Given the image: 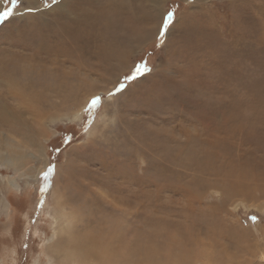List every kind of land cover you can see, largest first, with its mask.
<instances>
[{
	"label": "rangeland",
	"instance_id": "rangeland-1",
	"mask_svg": "<svg viewBox=\"0 0 264 264\" xmlns=\"http://www.w3.org/2000/svg\"><path fill=\"white\" fill-rule=\"evenodd\" d=\"M64 1L22 0L0 21L1 72L29 66L18 81L49 76L21 59L52 47L42 108L10 100L44 157L21 135L20 164L0 156V264H85L66 249L96 236L108 264H264V0ZM12 7L0 0V11ZM85 7L92 27L74 14ZM63 9L66 40L52 30ZM61 129L71 140L58 141Z\"/></svg>",
	"mask_w": 264,
	"mask_h": 264
},
{
	"label": "bare ground",
	"instance_id": "bare-ground-1",
	"mask_svg": "<svg viewBox=\"0 0 264 264\" xmlns=\"http://www.w3.org/2000/svg\"><path fill=\"white\" fill-rule=\"evenodd\" d=\"M26 1H31L33 2L34 0H26ZM67 2V0H66ZM87 2H90L89 0H87ZM2 5V4H1ZM63 6L65 5V1L63 0V2H61L60 4H58V6ZM104 9V8H103ZM146 11V10H145ZM148 11V10H147ZM44 12V11H43ZM42 12V13H43ZM61 12V16H60V21H56V27L52 28L53 32L57 35L60 36V34L62 35V37L64 38V40H66L65 35H66V30H68V26L71 22V20H69L65 15L70 14L71 12L65 9L60 10ZM59 12V13H60ZM113 13V12H112ZM35 14L37 15V18H39L42 22L46 23L48 20L45 19V17L43 15H41L40 12H36ZM75 16L79 17V22H83L86 23L87 26L92 27V23L93 20H95L94 16H96V14H92L86 11V7L81 8L77 13H74ZM98 14V13H97ZM99 15V14H98ZM106 15V14H105ZM144 15V14H143ZM34 16V15H33ZM108 16V15H107ZM36 17V16H35ZM34 17V18H35ZM99 17V16H98ZM142 17V16H141ZM113 19V18H112ZM146 19V18H145ZM44 20V21H43ZM140 20V19H139ZM142 20V18H141ZM76 21V20H75ZM117 21V20H116ZM72 23V22H71ZM103 23V22H102ZM94 24V23H93ZM112 24V20H105L104 24H102L100 26V32L102 31L105 34H108V32L111 30V25ZM47 25V24H46ZM53 25V24H52ZM50 24L48 25V27L50 28ZM54 26V25H53ZM94 29V28H93ZM96 30V29H95ZM131 31V30H130ZM117 31H114L113 33L116 34ZM111 33V32H110ZM129 33V32H128ZM112 36V35H111ZM114 36V35H113ZM106 37V36H105ZM123 42V41H122ZM111 43V42H109ZM124 44V43H123ZM77 47V45H75ZM73 46L70 51L71 53H74V47ZM29 47V46H28ZM118 46H116L117 48ZM25 48V47H23ZM52 47L51 46H47V45H40L37 46L36 51L34 53L31 54L30 57H23L21 59V61L27 62L28 65L31 66V69H33V71L35 72V74L37 73V71H42L45 74H48L50 76V54L52 53ZM110 51H112L111 53L113 55H115L116 57L119 56V52L120 50L116 49V51L114 50V47L112 49H110ZM60 55H62L64 58L66 57L65 51L62 50ZM70 55V53H69ZM109 55V54H108ZM71 56V55H70ZM91 56V55H90ZM114 56V57H115ZM93 57V56H92ZM111 57V58H114ZM7 58V56H6ZM58 59H63L62 57L56 58L55 60ZM82 60V59H81ZM54 62V60H53ZM60 62V61H59ZM74 62V61H73ZM22 64V63H21ZM20 64V65H21ZM62 65L65 63H61ZM80 64V63H77ZM19 65V64H18ZM75 65V64H74ZM66 66V65H65ZM76 66V65H75ZM29 67V66H28ZM26 67V68H28ZM20 68V67H19ZM19 68H17V66H12L11 68L8 69L7 72L0 70V78H5V87L7 88L4 91H0V108L2 109L3 112H5L7 114V116H3L4 118L1 117V112H0V121H4L6 125L2 124V127L5 129V127H7V131L6 134V141L7 144L5 145L6 149H7V153H5V147L3 154L0 153V156L2 158V160L8 161V162H12V163H19L20 164V160L23 157V152L20 151L21 147L18 144H15V142H17L15 140V138L17 137V135H21L23 136V138L29 140L31 142V144L36 148V154L33 155V158L36 159H42L44 157L43 154V147L40 144L39 141V137L37 136V133L32 134L31 129L29 128L28 124L26 122H24L23 119H21V111L20 109H17L16 107H13L11 105V101L13 99H17L20 102H26V103H30L32 105V107L34 109L39 108L41 109L42 107L40 106V103L42 102V99L45 96L44 92L41 90L40 86H37V84L39 85V83L42 84H46L48 87H50L51 83L49 80V76H44L43 79H38V78H29L30 76H28L27 78L22 77L21 79H23L22 81H18V79L21 77V75L23 76L24 73H26V68H24V71H20ZM28 70V69H27ZM81 70L80 65L78 66V71ZM60 73V72H59ZM65 73V72H62ZM40 74V73H39ZM69 74V73H68ZM67 76V74H64ZM40 77V76H39ZM78 77V76H77ZM70 78V77H69ZM62 82V81H61ZM72 82V81H71ZM63 84V83H62ZM54 88V87H53ZM5 89V88H4ZM3 89V90H4ZM1 90V89H0ZM46 90V89H45ZM49 94V93H48ZM17 97V98H16ZM47 98V97H46ZM52 99V98H51ZM22 104V103H21ZM33 104H37L38 107H34ZM20 108V107H19ZM38 117H39V122L40 125L44 124L45 120H46V116L42 115L41 113H39L38 111ZM26 117V116H25ZM32 119V118H31ZM9 120V121H8ZM51 121V120H50ZM1 124V123H0ZM1 128V127H0ZM26 135H25V132ZM46 131V130H45ZM5 132V131H4ZM1 134V133H0ZM40 135H45V133H42ZM31 138H35V139H31ZM2 139V138H1ZM2 141V140H1ZM28 141V142H29ZM9 142H13L12 144H9ZM27 142V143H28ZM2 147V146H1ZM17 149V150H16ZM19 150V152H18ZM0 158V159H1ZM144 220V219H143ZM119 226V225H118ZM114 227V226H113ZM99 233V232H98ZM72 237V236H71ZM70 237V238H71ZM69 238V239H70ZM75 238V237H74ZM110 238V237H109ZM73 239V237H72ZM88 239L91 241L92 246L91 247H87V248H83L84 250H70L67 248L66 251H68L67 254H65L66 256H71L79 261H81L82 263L85 264H108L112 261V257H111V253L109 252V247L107 246V244L99 237L96 236L95 238L92 237H88ZM69 241V240H68ZM70 241H72L70 239ZM69 241V242H70ZM75 241V240H74ZM149 241V240H148ZM68 242V243H69ZM67 243V244H68ZM157 245V244H156ZM126 246V245H125ZM129 246V245H128ZM112 247V246H111ZM55 248V247H54ZM162 249V248H161ZM122 250V249H121ZM73 251V252H72ZM154 251V250H153ZM64 252V251H63ZM125 251L123 250V253ZM71 253V255L69 254ZM128 253V252H127ZM166 255V254H165ZM131 256V255H130ZM134 256V255H133ZM132 256V257H133ZM70 257V258H72ZM131 258V257H130ZM150 258H152V256L150 255ZM65 259V258H64ZM154 259V258H153ZM142 260H147V259H142ZM156 260V259H155ZM72 261V259H71ZM123 261V260H122ZM136 261V260H135ZM149 261V260H148ZM159 261V260H158ZM171 261V260H170ZM169 262V261H168ZM167 262V263H168ZM173 262V260H172ZM134 263V262H133ZM166 263V262H165Z\"/></svg>",
	"mask_w": 264,
	"mask_h": 264
},
{
	"label": "snow or ice",
	"instance_id": "snow-or-ice-1",
	"mask_svg": "<svg viewBox=\"0 0 264 264\" xmlns=\"http://www.w3.org/2000/svg\"><path fill=\"white\" fill-rule=\"evenodd\" d=\"M9 3H11L13 5L12 8H6L3 11H0V21L6 20L8 19L11 15L14 14L13 9L19 5L22 0H8ZM57 2V0H52V4H55ZM45 6L48 7L49 5L47 4V2H45ZM25 11L28 12H32L35 11L34 7H27L25 9ZM174 19V11H169L165 14V16L163 17V23L161 25V35L167 31L168 25L172 22V20ZM147 69V64L142 63L141 65L137 66L135 71L137 73H142L143 71H146ZM125 79H135V76H131V77H125ZM124 87V85H120L117 88V91L122 90ZM100 102V97H94L91 100V105L93 107L97 106ZM54 151H59V149H54ZM55 173V164L54 163H50L47 167L46 170L42 173V176L44 178L45 181V186L42 189L43 191H47L48 190V181L49 179L54 175ZM42 206V205H41ZM252 219H255V217H252Z\"/></svg>",
	"mask_w": 264,
	"mask_h": 264
},
{
	"label": "trees",
	"instance_id": "trees-1",
	"mask_svg": "<svg viewBox=\"0 0 264 264\" xmlns=\"http://www.w3.org/2000/svg\"><path fill=\"white\" fill-rule=\"evenodd\" d=\"M176 6H177V2H175V3H174V2L170 3L167 12H169V11H175L174 9L176 8ZM67 137H68V135H67V131H66L65 129H61V130H60L59 137H58V141L63 142V141H65V140L67 139ZM68 139H69V137H68ZM69 140H71V139H69ZM13 199H14V198H13ZM13 199H11V203H12L13 207L15 208V205H14ZM20 249H21V247H20Z\"/></svg>",
	"mask_w": 264,
	"mask_h": 264
}]
</instances>
